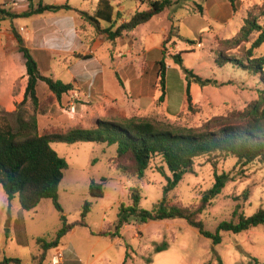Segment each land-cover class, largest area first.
Segmentation results:
<instances>
[{"label": "rangeland", "instance_id": "rangeland-1", "mask_svg": "<svg viewBox=\"0 0 264 264\" xmlns=\"http://www.w3.org/2000/svg\"><path fill=\"white\" fill-rule=\"evenodd\" d=\"M39 1L34 5L38 6ZM45 1L53 4L56 2ZM99 1L69 0L78 10L90 13L97 9ZM152 1L156 0L110 2L116 13L122 9L118 21L121 24L136 11L147 10ZM28 6V0H7L6 5L15 12L27 10ZM261 7L264 8V0H239L237 12L233 11L229 0H185L182 4H173L124 40L128 44L130 40L131 44L133 42L135 52L143 48L150 50L147 58L149 63L155 64L157 59L163 58L162 52L156 48L162 45L163 29L167 31L164 36L167 41L162 50L168 64L165 83L170 109L166 110L167 115L160 114L155 108L161 103L156 102L144 111L147 117L168 118L175 125L198 128L215 117L244 111L257 100L263 86L260 77L234 63L222 66L218 59L222 54L246 59L247 51L257 39L258 33L253 34L249 41L236 44L234 39L239 37L248 11L259 14ZM199 8H202V13ZM260 23L264 26V16L260 18ZM103 25L109 26L105 21ZM13 26L24 38L41 73L64 83L72 81L71 71L83 74L97 63L81 59L71 68L69 64L76 60L74 56H66L68 60H65L66 57L51 59L50 52L44 51V48L49 51L56 48L59 42L57 32L67 35L68 31L72 32L77 27L81 32V41H86L82 45L79 42L72 43L79 47L76 51L80 53L86 51V44L93 46L98 40L110 42L106 36H100L89 23H84L76 11L46 12L20 18L12 23H0V125L6 126L9 123L15 130H19L23 122L32 126L35 120L37 131L45 134L79 126L92 128L98 120H105L94 118L88 122L79 114L72 117L75 113L68 114L65 105L55 97L51 99L42 96L39 109L43 111L47 108V112L41 115L35 112L30 100L23 102L28 77L25 59L11 33ZM21 27L27 29L30 35L27 30L23 34ZM170 31L172 36L169 38ZM179 54L182 63L175 58ZM254 55L264 56V44L254 51ZM96 57L108 60L104 50H100ZM185 70L212 81L205 87L191 82L193 105L190 110L187 107L189 80ZM121 73H124L123 70ZM39 90L41 92L42 87ZM78 103L84 104V101ZM92 104L87 102L86 105L93 108ZM53 117L69 119L74 123H52ZM53 147L69 164L59 188V201L68 221L72 223L80 220L84 204L87 201L91 203V211L86 218L88 227L73 229L61 239L58 246L65 256L78 257L79 264H220L221 261L224 264H256L254 260L258 261L257 264H264L263 225L240 234L223 232L222 243L218 245L183 219L150 221L145 224L132 219L117 236H99L103 232H115L120 207L132 203L133 188L141 190L140 207L145 210H153L164 200V189L168 181L159 172V168L165 167L162 159L154 158L144 178L139 180L122 171V167L131 164V158L119 161L116 145L80 142L55 143ZM224 172L230 173L231 180L222 194L212 199L199 216L207 231L215 233L221 222L234 219L233 211L237 204H240V211L246 216L264 209V163L255 161L243 166L233 157L205 156L196 159L194 173L185 175L178 187L167 195L166 203L198 207L203 195L214 185L215 174ZM166 173L171 176L167 168ZM102 179H106L105 197L94 198L90 193L91 183ZM246 190H249L247 201L244 199ZM61 216L62 213L55 208L51 199L43 200L32 211L22 210L18 199L8 201L0 185V261L19 258L22 264H50L56 248L51 249L43 258L37 239L54 240L62 227ZM165 245V251H156Z\"/></svg>", "mask_w": 264, "mask_h": 264}, {"label": "trees", "instance_id": "trees-1", "mask_svg": "<svg viewBox=\"0 0 264 264\" xmlns=\"http://www.w3.org/2000/svg\"><path fill=\"white\" fill-rule=\"evenodd\" d=\"M185 0H156L150 2L149 8L144 11H136L129 20L118 24L121 12H115L110 0H100L97 9L90 13L78 10L70 4H47L43 0L38 6L33 0H28L27 10L15 12L8 9L6 5H0V23L15 22L20 18L43 15L46 12L76 11L85 23H89L100 36H106L109 40H117L124 35L135 31L139 26L149 23L166 9L174 5L182 4ZM239 0H229L234 12L238 11ZM260 13L248 11L247 17L241 28L239 37L234 42L249 41L253 34L258 33L257 39L247 51L246 59H236L228 55L219 56L222 66L234 63L244 70L258 75L261 79L262 89L259 98L253 101L244 111L232 112L227 116L215 117L198 128H186L173 124L168 118H119L98 120L92 128L73 127L66 131L54 130L49 133L40 134L34 126L23 122L19 130H15L11 124L0 125V185L4 190L8 201L18 199L21 209L32 211L36 209L45 199H51L55 208L62 213V227L58 230L56 238L52 241L46 238H38L37 243L46 254L57 248L68 233L77 227H88L86 218L91 211V203L86 202L83 207L81 219L69 222L64 215V210L59 201V188L65 177V171L69 164L67 160L59 155L53 147L55 143L76 144L80 142H95L117 146L118 160L131 158L129 166L122 167V171L137 179H143L154 158L160 157L165 167L159 168L167 178L164 189L165 198L159 202L153 210H145L140 207L142 192L139 188L131 191L132 203L128 206L122 204L115 224V232L108 231L98 234L99 236H117L120 230L132 219L145 224L150 221H163L167 219H183L191 227L195 228L204 237L213 240L214 244L222 243V233L240 234L253 228L264 226V209H259L252 216H246L240 211L241 206L237 204L230 221L219 224L215 233L205 229L204 222L199 216L207 209L212 199L221 195L227 183L231 180L230 173L215 174V183L202 197L198 207H186L181 205H168L167 195L174 191L183 181L186 174L194 173L195 160L200 157H233L243 166L255 161L264 163V56L256 57L254 51L264 44V26L260 18L264 16V8ZM202 13V8H199ZM109 26H104L103 22ZM20 53L25 59L28 83L23 92V102L30 100L38 114H46L47 108L41 111V99L38 95V83L44 82L51 95L58 101L62 96L72 90V83H64L61 80L45 76L39 69L38 62L32 56L25 40L14 26L11 28ZM172 31L169 32V38ZM168 39V38H167ZM166 39L162 42L165 46ZM230 41V40H229ZM230 43V42H229ZM163 58L157 63L158 77L160 79L161 95L159 103L166 98V70L165 52ZM90 57L85 56L84 59ZM178 62L182 63L181 55H176ZM188 78L187 107L192 108L193 98L190 85L194 82L201 87L212 83L185 70ZM121 85L122 82H121ZM166 168L171 176L166 173ZM106 179L100 182L92 181L90 193L94 198L105 197ZM244 199H249V190L244 192ZM95 235V233H93ZM167 249L158 247L157 252ZM257 264L258 261L254 260ZM0 264H22L19 258H5ZM126 264V263H125ZM220 264H224L222 261Z\"/></svg>", "mask_w": 264, "mask_h": 264}, {"label": "crops", "instance_id": "crops-1", "mask_svg": "<svg viewBox=\"0 0 264 264\" xmlns=\"http://www.w3.org/2000/svg\"><path fill=\"white\" fill-rule=\"evenodd\" d=\"M38 1L33 0V4ZM43 1L47 4H53L46 2L45 0ZM120 1L123 2L124 0ZM39 2H41V0ZM66 3L70 4L69 0H56V2H54V4ZM0 4L7 5V0H0ZM121 11L122 9L120 12ZM22 28L25 29L24 27H21V30ZM26 30L27 29H25V32ZM72 30V32L68 31L67 35L63 32L56 33L58 37L57 40L59 42L55 46L56 48L52 51L44 48V51L50 52L49 56L51 59L74 56L76 60L70 61L71 63L69 65L71 68L74 63L84 59L85 56L90 57V60L97 63L94 65L95 67L87 68L83 74H76L72 71L70 72L72 81L66 83H72L74 88H79L82 93L81 99L79 101H84V104L80 103L79 105V103H77L76 112L74 115H72V117H75L77 114H79L84 120L88 122L94 118L119 119L147 117L148 114L144 111L146 108L156 104V102L158 103V99L161 95L159 82L160 79L158 77V70L156 66L161 59H157L155 64L149 63L147 55L150 53V50L143 48L139 52H135L134 45L133 42L131 44V40L129 41L130 44L124 43V40L130 38L134 31L117 40H110V42L108 41V43H112L109 45H107L108 43L104 40L96 41L93 46L86 44V51L80 53L76 51V48L78 49L79 47L75 45L73 46L72 43L79 42L82 45L86 43V41H81V32L77 30V27L73 28ZM166 32V28H164L162 33L163 41ZM27 33L30 35L28 30ZM35 38H37V35ZM29 39H26V41ZM156 49H158L160 52H163L162 45ZM100 50L107 52L108 60H102L100 57H96ZM67 57L65 60H68ZM121 70H123L124 73H121ZM121 82L123 85H121ZM27 83L28 80L26 82V86ZM40 87H42L41 92L39 90ZM37 90L40 99H42V96L48 97L52 94L48 86L41 81L38 83ZM87 102L93 103V108L90 107L91 105H86ZM61 103L67 106L68 96L66 94L62 96ZM155 109L160 114L167 115L166 110L169 111L170 109V102L167 94L165 101ZM53 119L54 121L52 120V123H55V121L59 123L63 121L66 124L73 122H70L69 119L55 117H53ZM96 123L97 122H95V124ZM57 248L60 249L59 247ZM79 262L80 261L78 257H72L66 254L64 264H79Z\"/></svg>", "mask_w": 264, "mask_h": 264}, {"label": "built area", "instance_id": "built-area-1", "mask_svg": "<svg viewBox=\"0 0 264 264\" xmlns=\"http://www.w3.org/2000/svg\"><path fill=\"white\" fill-rule=\"evenodd\" d=\"M22 33H25V29L22 28ZM68 96V103L67 106H65V111L68 114H72L76 112V107L78 101L81 99V90L79 88H74V90L66 93ZM65 262V254L62 250L56 248V251L51 256L50 264H64Z\"/></svg>", "mask_w": 264, "mask_h": 264}]
</instances>
